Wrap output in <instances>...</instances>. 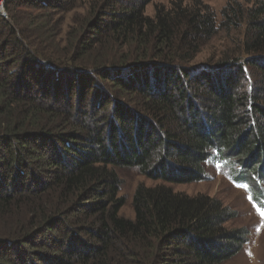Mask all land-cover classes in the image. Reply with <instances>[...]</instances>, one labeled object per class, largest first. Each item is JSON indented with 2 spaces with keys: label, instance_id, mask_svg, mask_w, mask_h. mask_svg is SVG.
I'll use <instances>...</instances> for the list:
<instances>
[{
  "label": "trees",
  "instance_id": "trees-1",
  "mask_svg": "<svg viewBox=\"0 0 264 264\" xmlns=\"http://www.w3.org/2000/svg\"><path fill=\"white\" fill-rule=\"evenodd\" d=\"M66 1L0 16V264L230 261L247 233L221 201L141 185L126 219L116 168L177 185L216 162L264 205V4L219 22L200 0L154 17L153 0H104L62 37ZM245 20L234 53L190 65Z\"/></svg>",
  "mask_w": 264,
  "mask_h": 264
},
{
  "label": "rangeland",
  "instance_id": "rangeland-1",
  "mask_svg": "<svg viewBox=\"0 0 264 264\" xmlns=\"http://www.w3.org/2000/svg\"><path fill=\"white\" fill-rule=\"evenodd\" d=\"M104 0H75L64 3L65 12L57 14L58 25L65 37L66 31L82 26L85 19L92 17V11L98 9ZM176 0H153L146 9L148 16L154 17L157 6L169 7L171 2ZM190 2L192 0H185ZM208 5L217 14V19L222 20V11L228 6L240 7L243 10L258 8L264 4V0H200ZM5 2L3 0L4 9ZM100 2V5L98 4ZM105 5V3H103ZM106 8V7H105ZM6 11V9H5ZM103 11V10H102ZM8 18V13L6 11ZM247 20L238 28H221L217 36L207 42L201 53L190 63L191 66H204L206 63L216 61L224 54H232L238 47V42L245 38ZM64 44V43H62ZM75 102V100H74ZM204 179L192 184H164L159 180H151L142 175L137 168L117 167L116 173L121 182L118 197L125 198V205L120 211V216L133 220L135 218L133 198L137 188L141 185L155 187L166 185L174 192L182 193L191 197L205 195L216 198L234 213V219L226 224L230 230H244L247 233V242L242 250L230 261L224 264H264V224L257 214L254 204L256 203L246 185L232 181L228 171L221 164L213 162L207 165ZM252 198V202L249 201ZM259 229V231H257ZM177 257V256H176Z\"/></svg>",
  "mask_w": 264,
  "mask_h": 264
},
{
  "label": "snow or ice",
  "instance_id": "snow-or-ice-1",
  "mask_svg": "<svg viewBox=\"0 0 264 264\" xmlns=\"http://www.w3.org/2000/svg\"><path fill=\"white\" fill-rule=\"evenodd\" d=\"M249 201L252 202V198L249 197ZM256 208L257 214L261 217L262 224H264V205H253ZM259 231V229H257Z\"/></svg>",
  "mask_w": 264,
  "mask_h": 264
},
{
  "label": "built area",
  "instance_id": "built-area-1",
  "mask_svg": "<svg viewBox=\"0 0 264 264\" xmlns=\"http://www.w3.org/2000/svg\"><path fill=\"white\" fill-rule=\"evenodd\" d=\"M0 16L7 18L6 11L4 9L3 0H0Z\"/></svg>",
  "mask_w": 264,
  "mask_h": 264
}]
</instances>
